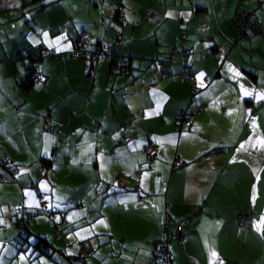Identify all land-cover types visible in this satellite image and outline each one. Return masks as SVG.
Segmentation results:
<instances>
[{"label": "crops", "instance_id": "1", "mask_svg": "<svg viewBox=\"0 0 264 264\" xmlns=\"http://www.w3.org/2000/svg\"><path fill=\"white\" fill-rule=\"evenodd\" d=\"M80 31L88 50L113 59H95L89 71L70 57ZM28 45L57 51L35 62L40 86L26 87ZM178 46L183 60L147 70ZM261 97L264 0H0V264H64L98 236L123 264H153L165 207V234L175 222L184 230L180 243L169 239L171 264L262 263ZM193 109L192 121L173 124ZM175 158L181 164L171 167ZM137 190L149 199L137 203ZM14 203L23 205L25 229ZM41 210L66 221L60 242L49 239ZM37 237L49 242L44 250Z\"/></svg>", "mask_w": 264, "mask_h": 264}, {"label": "built area", "instance_id": "2", "mask_svg": "<svg viewBox=\"0 0 264 264\" xmlns=\"http://www.w3.org/2000/svg\"><path fill=\"white\" fill-rule=\"evenodd\" d=\"M152 11L148 10L147 11V17L150 18L152 17ZM122 19V16H121ZM242 33L243 35L248 38L251 36V31L249 30V28L247 26H244L242 28ZM86 33L84 31H80L76 34L75 38H74V46L71 49V53H70V57L72 58H83V66L90 70H93V61L94 60H90V55L93 54L95 59L96 58H100V59H105L107 61H111V57H109V55L105 54L104 51L99 47L97 49H95V51H90L87 49L86 47ZM116 44H119V41H116ZM57 53V51L53 48H45L43 46H35V45H28L26 46L23 50H22V55L24 57H28L31 58L33 60H37L40 59L46 55H52ZM187 53L186 50H184L183 48H181L180 46L178 47H173L171 48V52L168 55L166 60H158V59H152L148 62L147 64V69L150 72H162L165 64L169 63V62H174L175 61V55H178L180 60H183L185 58V54ZM120 65L116 64L114 65V69L115 70H119L120 69ZM31 77H32V81L34 83H40L43 80V75L40 71L37 70H33L31 72ZM183 78L184 80L188 83V87H189V92L190 94H193L196 92V85L192 76V73L190 71L189 68L184 67L183 68ZM198 113L197 109H193V110H189V111H185V110H181L179 111L174 119H173V124L176 127H179L182 123H187L192 121V119L194 118V116ZM142 150L144 153V159L145 161H149L154 155H155V147L154 144L147 140L145 141V143L142 145ZM211 153H216V151H212ZM50 156H52V153L50 154ZM181 162L179 161V159L175 158L172 160L171 162V166L175 167L178 166ZM9 169V173L13 176L14 175V166H11L8 168ZM40 171H43V167H41ZM113 187L119 189V190H123V185L118 182L117 180L113 181L112 183ZM135 201L138 203L140 202L142 199L144 200H148L149 199V195H142L138 190L136 191L135 194ZM38 204L42 205L43 201L41 200L40 195L38 196ZM23 205L21 203H14L12 205L14 211L16 212L18 219H17V223L19 225V227L21 228H26V223H25V218L23 217ZM39 213H42L44 216H46L48 218V221L52 224L53 228V235L54 238L57 240H60V235H59V229L64 227L66 225V221L62 218L57 219L55 217V214L52 211L49 210H41L38 211ZM164 212V221L161 225V232H163L164 237L162 239L161 242H159L158 246L153 250V262L154 264H171V254L168 250V245H169V239L172 238L176 243H180L183 235H184V231L182 229V223L181 222H175L173 224V233L172 235L169 237L167 234H165V228L167 225L170 224V219H169V210L167 207H165L163 209ZM236 222L238 225H241L243 223V221L246 219V214L243 213H239L236 215ZM66 264H85L83 262H79V261H73V262H66Z\"/></svg>", "mask_w": 264, "mask_h": 264}, {"label": "rangeland", "instance_id": "3", "mask_svg": "<svg viewBox=\"0 0 264 264\" xmlns=\"http://www.w3.org/2000/svg\"><path fill=\"white\" fill-rule=\"evenodd\" d=\"M85 229L87 228H84L83 230ZM49 230V239L51 241H55L56 243L60 242V240L54 238L53 230ZM23 231L26 232V230ZM98 243L99 244H96L94 241H83L79 243V245L84 246V249L86 251L85 255H82V258L87 262V264H123V260L121 258L112 256L109 252L106 251L105 248H103V246L105 245H101V236H98Z\"/></svg>", "mask_w": 264, "mask_h": 264}, {"label": "trees", "instance_id": "4", "mask_svg": "<svg viewBox=\"0 0 264 264\" xmlns=\"http://www.w3.org/2000/svg\"><path fill=\"white\" fill-rule=\"evenodd\" d=\"M117 18L119 19V21L120 22H123V20H124V18L122 17V19H121V16L120 15H118L117 16ZM248 27V26H247ZM242 28V27H241ZM249 28V27H248ZM249 30H250V28H249ZM251 31V30H250ZM252 33V32H251ZM241 35L243 36V37H245L244 35H243V33H242V31H241ZM246 38V37H245ZM117 41H119V40H117ZM116 42V41H115ZM21 54H22V52H21ZM51 55V54H50ZM50 55H46V56H44V57H42V58H40V59H37V60H33V59H31V58H28V57H25V58H28L29 60H30V66H29V71H28V73H27V85H26V87H29V86H40L41 84H42V82H43V80H44V75H43V80L40 82V83H34L33 81H32V77H31V72L35 69V70H37V71H39L38 70V68H36L35 67V62H38V61H40L41 59H43V58H45V57H47V56H50ZM53 55V54H52ZM92 56H94L93 54H91L90 55V60L92 61V60H95V58L94 57H92ZM24 57V56H23ZM109 57H111V59L110 60H112L113 59V57L112 56H109ZM79 58V57H78ZM78 58H75V59H78ZM79 59H82L83 60V58H79ZM96 59H98V58H96ZM102 60H105V59H102ZM120 65V64H119ZM120 66H122V65H120ZM147 68V67H146ZM113 69H114V67H113ZM122 69V67H120V69L119 70H115V71H120ZM148 70V69H147ZM163 72V71H162ZM26 87H24V88H26ZM56 129H52V131L54 132ZM181 162V161H180ZM181 164V163H180ZM179 164V165H180ZM178 165V166H179ZM172 167V166H171ZM176 167V166H175ZM147 201V200H146ZM18 219V218H17ZM50 223V222H49ZM50 225L52 226V224L50 223ZM52 228H54L53 226H52ZM63 228V227H62ZM25 229V228H24ZM61 229V228H60ZM60 229H59V231H60ZM183 229V228H182ZM184 231V230H183ZM59 235H60V233H59ZM60 240H61V236H60ZM49 245V242H47V240L46 239H44V238H40V237H37V240H36V243H35V245H38V246H40V249L41 250H44L45 249V247H46V245ZM159 244V243H158ZM158 244L155 246V248L158 246ZM154 248V249H155ZM153 249V250H154ZM82 257H80V256H77V257H74V258H71V259H69V258H67L66 259V262H75V261H79V262H83L82 261ZM151 259H152V263L154 264V262H153V252H152V257H151ZM66 262L64 263V264H66ZM83 263H85V262H83ZM86 264V263H85Z\"/></svg>", "mask_w": 264, "mask_h": 264}, {"label": "snow or ice", "instance_id": "5", "mask_svg": "<svg viewBox=\"0 0 264 264\" xmlns=\"http://www.w3.org/2000/svg\"><path fill=\"white\" fill-rule=\"evenodd\" d=\"M261 98L264 99V97H261ZM212 256L215 257L216 256V253L215 252H212ZM220 264H223V262L221 261Z\"/></svg>", "mask_w": 264, "mask_h": 264}, {"label": "water", "instance_id": "6", "mask_svg": "<svg viewBox=\"0 0 264 264\" xmlns=\"http://www.w3.org/2000/svg\"><path fill=\"white\" fill-rule=\"evenodd\" d=\"M40 169H41V166H40ZM261 264H264V259H263V261H262V263Z\"/></svg>", "mask_w": 264, "mask_h": 264}]
</instances>
